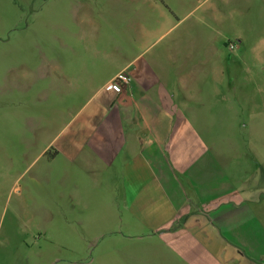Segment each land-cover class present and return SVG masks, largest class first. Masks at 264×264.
Segmentation results:
<instances>
[{
    "label": "crops",
    "instance_id": "1",
    "mask_svg": "<svg viewBox=\"0 0 264 264\" xmlns=\"http://www.w3.org/2000/svg\"><path fill=\"white\" fill-rule=\"evenodd\" d=\"M174 2L96 0L95 52L44 55L57 118L28 129H58L18 134L34 204L96 221V264H264V0Z\"/></svg>",
    "mask_w": 264,
    "mask_h": 264
},
{
    "label": "rangeland",
    "instance_id": "2",
    "mask_svg": "<svg viewBox=\"0 0 264 264\" xmlns=\"http://www.w3.org/2000/svg\"><path fill=\"white\" fill-rule=\"evenodd\" d=\"M212 1L174 3L180 16L193 9L184 18L190 21ZM75 7L80 11L72 12ZM94 8L96 0H0V264H47L48 256L62 258L51 264H96V221L83 227L61 217L59 206H54L52 221L45 216L34 204L35 188L29 187L25 140L18 141V134L42 138L57 131V123L49 122L42 130L28 129L35 128L38 116L56 122L59 106L58 99L46 100L44 92L35 91L32 76L51 48L60 52L62 39H78L80 54L95 52Z\"/></svg>",
    "mask_w": 264,
    "mask_h": 264
},
{
    "label": "built area",
    "instance_id": "3",
    "mask_svg": "<svg viewBox=\"0 0 264 264\" xmlns=\"http://www.w3.org/2000/svg\"><path fill=\"white\" fill-rule=\"evenodd\" d=\"M233 45H230V48H232ZM130 82V78L124 74L120 73L118 74L113 80H111L108 84H106L105 88L107 90L115 91L116 93L121 92L122 88L126 85H128Z\"/></svg>",
    "mask_w": 264,
    "mask_h": 264
}]
</instances>
